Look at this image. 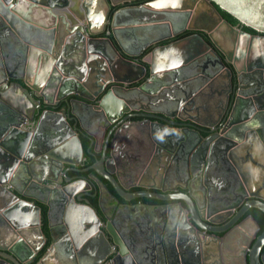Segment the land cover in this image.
Listing matches in <instances>:
<instances>
[{
	"label": "water",
	"instance_id": "95a60500",
	"mask_svg": "<svg viewBox=\"0 0 264 264\" xmlns=\"http://www.w3.org/2000/svg\"><path fill=\"white\" fill-rule=\"evenodd\" d=\"M139 1L0 0V264H107L111 254L109 264H155L137 258V240L129 237L145 213L147 231L164 224L156 238L147 233L140 239L149 259L159 260L160 252L170 257L168 239L172 256L177 261L180 253L182 260L190 249L185 245L197 238L201 264H264V231L259 234V223L247 216L250 209L264 214V0L119 7ZM98 2L109 10L105 25L103 14L94 22ZM217 8L256 34L233 26ZM204 14L216 25L199 23ZM161 23L169 32L150 42V51L133 54L123 46L144 30H161ZM187 29L193 34L171 41ZM163 52L167 61L158 64ZM60 104L68 113L55 110ZM137 105L144 113L130 114ZM137 117L146 119L133 121ZM96 119L105 130L113 127L102 145L86 126ZM187 125L194 129L174 128ZM142 128L152 130L154 151L140 156L138 148L126 151V141ZM81 137L91 142L89 156L101 154L83 171L78 167L88 159ZM249 162L261 176H250ZM180 169L188 180L182 192H127L125 179L133 175L165 184ZM67 171L90 172L91 183ZM104 181L132 211L124 237L103 208L100 193L114 197ZM141 197L169 209L153 219L156 205L131 204Z\"/></svg>",
	"mask_w": 264,
	"mask_h": 264
},
{
	"label": "flooded vegetation",
	"instance_id": "af4514ba",
	"mask_svg": "<svg viewBox=\"0 0 264 264\" xmlns=\"http://www.w3.org/2000/svg\"><path fill=\"white\" fill-rule=\"evenodd\" d=\"M147 2L148 1H146V0H142V1H139L138 3L136 2L135 5H141V4H144V3H147ZM217 9H218V11L220 10L219 8H217ZM219 13H220V11H219ZM200 19H201V21H200ZM200 19H199V21H200L199 23L205 22V23H207L206 25H208L211 28L216 25V20L210 18V16L208 14H204ZM234 26H238L240 29H242V25L239 24V22H238L237 25H234ZM176 29L179 32H181V30H183V25H181V21H180V24L177 25ZM192 34H193V31H190V30L187 29L185 31H182V33H180V35L177 38H174L171 41L173 42V41H175V39L179 40V39H182V38L187 37V36L192 35ZM254 34H256V32H254ZM205 36H206V34H205ZM171 41H169V42H171ZM164 43L166 44L167 42H164ZM140 59H142V58H140ZM140 99H141V97H139L137 100H140ZM148 103H150V102L147 101L146 103L144 102L143 104L145 105V107H151L152 108L153 107L152 104H150L151 105L150 106ZM29 104L30 103H28L27 109L30 112H32L30 115H33L34 112L32 110H35V107L33 105L29 106ZM139 104L141 105V103H139ZM137 106H138V109L137 110L136 109L132 110L130 112V114H143L144 113V111L141 108V106H139V105H137ZM42 110L44 111L45 109H42ZM66 110H67L66 108L65 109L63 108V109H61L59 111H62L64 114H66V113H68V110L67 111ZM34 115H35V118H37V119L39 118V116L36 113ZM145 119L146 118H144V117H142V118H138L137 117V118H133V121L134 120H137V121L138 120H145ZM99 120L100 119H96V121H95V123L97 125L96 127H93V125H95V123L93 125L89 124L90 126H92V127H89V129L91 130V132H93V134H95L98 137L99 144L102 145V144H105L106 138H107V134L110 131V129L113 128V127H109L108 130H105L104 127H100ZM187 126H179V127H174V128H178V129H194V128H190L189 126L188 127ZM222 128H224V127H222ZM195 130H197V129H195ZM144 131H147V130L145 128H142L141 130L133 129L131 131L130 137L126 141V146H127L126 151H128V149H130V148H132V149L135 148V151H136V149L138 148L140 156L142 155L143 152H145L147 150L154 151V149H153L154 148V142L151 139L152 138V136H151V133H152L151 131L152 130L148 131V132H145V133H144ZM203 135H204L205 138L209 136V134H203ZM130 146H134V147H130ZM141 150H143V152ZM143 154L146 155V153H143ZM158 154H161L160 151H158ZM85 157H87V156H85ZM87 159H88V157H87ZM98 159H100V158H98ZM90 166L91 165H87V162H86L84 165H82V166H80L78 168H79L80 171H83L84 169H86V168H88ZM66 169L67 168H65L64 171ZM181 171L182 170L180 169V171H178L176 173V175L174 176V179L172 180L170 178V182H167L165 184H161V181H162L161 179L160 180L157 179V178H156V180L153 179L152 175L146 176V178H144L143 180H140L139 174H138V177H137V174H136V176L133 175V177L125 179V183L127 184V188H128L127 192L129 194H131V195L132 194L135 195V194H138V193H141V192H144V191H150L149 192L150 194L151 193L152 194H155V193H158V194H169L170 193V192H165L164 193L161 190V188H163V189L164 188H174L178 192H182L184 186H186V183L188 184V180H187V175H184V174L182 175ZM67 175L69 177H71V178H76V179L87 178V180L90 181V183H91V180L89 179V177L91 176L90 172L89 173H81V172H76V171H67ZM186 180H187V182H186ZM104 182L107 184V186L109 188V191L112 192L114 197L109 195V193L106 192L105 190L103 191V193L101 192L100 196H102V198H103V201H102L103 202V208L105 209L107 218L109 219L110 226L112 228H115V230H116V232H117V234L119 236H123L124 237L125 234L123 232H125V226L127 225V223L130 222L131 215H132L131 212L132 211L129 208V203L126 202L123 198H121L117 194V192L113 188V186L108 181H104ZM191 182H192V184L195 183V181H193V180ZM145 185L150 186L151 190H146V188L144 187ZM94 192H96V190L94 189V187H92L91 194L94 195ZM89 199L91 200V203L93 205H95V206L98 205L97 204L98 203L97 198L89 197ZM249 199L250 198H246V201L249 200ZM115 201H116V203H115ZM181 203L186 208V204L184 202H181ZM131 204L132 205H137V204H141V205H144V204L145 205H148V204L149 205H156L158 208H157L156 211H154V213H152V218L153 219L161 218L163 216V214L165 212H167V210L169 209V207L166 208V204H167V206L170 205L169 203L158 201L157 199L151 198V197H141L139 199H133V202ZM174 209L175 208H172L173 211H174ZM252 210H256V209H250L248 211L247 216H253L255 218L254 214L251 213ZM149 218H150V216L148 215V213H145L144 215H142V217L140 219H138L137 224L135 225V228H134L133 232H129V237L131 239L137 240L138 236H142L143 237L147 233L150 235V237H155L156 238L157 235L159 234L160 230L162 232V226L164 225V224H162L163 222H158L156 224V226H154L151 229L150 232H149V230L147 231V229L145 227H146V223L148 222ZM195 236H196V233H195ZM197 241H198V239L196 238V240H195V242L193 244H190V243H188V245L184 244L185 246H189V248L191 250L190 249L187 250V253L184 254V256H183L184 257V261H183V257H182L181 263L183 262V264H201V258H199L200 250H199V253H197L195 251V249L197 247V245H196ZM149 253H152V252H149ZM38 257L40 258V256H38ZM112 257H113L112 254L110 255V257H108L107 264L110 263ZM151 258H152L151 256H150V259H149V256H148V258H147V256L142 257L144 262H146L148 260L149 262L153 261L156 264V262L154 260H152ZM158 258H159V260H156L158 262L157 264H164V258H163V256H161V254L158 255ZM138 259H140V258H138ZM175 259H174V261L177 264H179L180 262H177Z\"/></svg>",
	"mask_w": 264,
	"mask_h": 264
},
{
	"label": "crops",
	"instance_id": "0c3cea01",
	"mask_svg": "<svg viewBox=\"0 0 264 264\" xmlns=\"http://www.w3.org/2000/svg\"><path fill=\"white\" fill-rule=\"evenodd\" d=\"M121 1V0H120ZM125 0H123V2H124ZM146 1H151V0H146ZM122 2V3H123ZM138 3V2H137ZM136 3H132V2H130V4H128V3H124V4H120V6L119 7H126V6H130V7H135L136 5H135ZM113 8H112V10H115V9H118V8H116V6H112ZM108 12H109V10L107 9V7H106V5H105V3H103V2H98L97 3V5L95 6V8L93 9V13H94V22L98 25V24H100L101 22H102V20L103 19H101L100 18V14H103V16H104V20H103V22L101 23V24H103L104 23V25L106 24L105 23V16H107V14H108ZM131 13H133V14H142V13H140L139 11H131ZM102 16V17H103ZM140 16V15H139ZM129 18V17H128ZM128 18H125L124 17V20L126 19H128ZM102 27V26H101ZM161 30H154V29H147V30H144V31H142L141 33H139V34H137V37L135 38V37H132L131 39H124V43H123V46H125L126 47V49H127V51L128 52H131V53H133V54H136V53H138V52H140V50H142V49H144V48H146V49H149V51H150V46H148V45H151V44H149L150 42H152V41H155V40H159V39H163V37H165L167 34H168V32H169V30H166L165 29V23H161ZM187 27H189V24L187 25ZM101 30H102V28H101ZM103 32V31H102ZM101 36H106L105 35V32L104 33H101ZM176 40V39H175ZM115 42V44H117L116 43V41H114ZM165 42H169V41H167V40H165ZM166 43V44H167ZM163 44V43H162ZM165 44V43H164ZM117 46H118V44H117ZM180 46V45H179ZM181 47V46H180ZM118 48H119V46H118ZM181 50H184V48H180ZM109 53H112L111 51H109ZM162 54H164V52L162 53ZM166 54H167V52H166ZM166 54H164V56L163 55H161V56H159L158 58H157V63L158 64H161V63H163V62H166L167 61V55ZM139 57V56H138ZM76 58V57H75ZM140 58H143V56H140ZM0 59H1V57H0ZM76 60V59H75ZM145 61H151V57H148V58H146L145 59ZM10 95L12 96V97H18V96H20L21 95V93L20 92H18V93H10ZM22 97V96H21ZM26 102H30V101H28V99H26ZM32 112H30L29 110H28V114L30 115ZM72 116V115H71ZM87 127H92V126H90V125H86ZM97 125H96V123H95V125H93V127H96ZM84 156H85V152H84ZM246 167H248V169H249V174H250V176L251 177H253V178H256V176L257 175H259V176H261V172H262V170L261 169H257V168H255L256 166H255V164L253 163V162H249V163H247L246 164ZM252 181L253 182H255V180L254 179H252ZM254 188L256 187L255 185L253 186ZM56 221H58V220H56ZM141 237L142 236H138L137 237V241H136V243L132 246V248H134V251H135V253H138V255H137V258H140V260H142V257H144V256H149L146 252H144L143 251V249H142V246L140 245V243H141ZM166 244H167V249H168V253H170V257L168 258V259H164V264H177L175 261H174V259H175V256H172V255H174L173 254V252H172V250H169L170 248H169V240L167 239L166 240ZM181 246H183L184 247V244L183 245H181ZM143 251V252H142ZM161 251V250H160ZM160 254H161V252H160ZM165 258V257H164ZM152 259V258H151ZM176 260V259H175ZM156 262V264L158 263L157 261H155ZM177 262H180L179 264H182L181 263V256H180V253H179V256L177 257Z\"/></svg>",
	"mask_w": 264,
	"mask_h": 264
},
{
	"label": "trees",
	"instance_id": "16d2710c",
	"mask_svg": "<svg viewBox=\"0 0 264 264\" xmlns=\"http://www.w3.org/2000/svg\"><path fill=\"white\" fill-rule=\"evenodd\" d=\"M219 11H220L222 17L225 20H227L230 24H232L233 26L238 24V21L236 19H234L232 16H230L228 13H226V12H224L222 10H219ZM242 29L244 31H246V32H249V33L254 34V31L253 30H251V29H249V28H247L245 26H242ZM63 108L65 109V105L64 104H60V105H58L55 108V110L59 111V110H61ZM49 109H53V108L52 107H49ZM81 139H82V143H83V148H84L85 156L88 157L87 165H92V164H94L96 162V160L98 158H100L101 155L98 154L95 157L89 156L88 155V150L91 147V142L88 139L84 138V137H81ZM251 213L254 214L257 222L259 223V225L261 227L260 228V231H259V234H260V233H262L264 231V214L261 211H259V210H252ZM46 218H47V208L43 206V219H44V222L45 223H46ZM44 231L46 233L48 232V229H47V225L46 224L44 226ZM49 244H50V241L48 242V244L46 245V247L43 249V251L41 252V254L39 255L40 258L44 255V253H45L47 247L49 246Z\"/></svg>",
	"mask_w": 264,
	"mask_h": 264
}]
</instances>
